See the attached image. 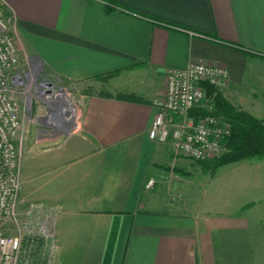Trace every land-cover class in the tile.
Returning a JSON list of instances; mask_svg holds the SVG:
<instances>
[{
	"label": "crops",
	"instance_id": "0c3cea01",
	"mask_svg": "<svg viewBox=\"0 0 264 264\" xmlns=\"http://www.w3.org/2000/svg\"><path fill=\"white\" fill-rule=\"evenodd\" d=\"M119 2L108 12L103 0H0L22 57L95 86L73 144L23 147L20 202L53 235L34 264H264V158L211 173L172 137L149 136L168 70L191 61L224 65L217 92L264 119V0Z\"/></svg>",
	"mask_w": 264,
	"mask_h": 264
},
{
	"label": "built area",
	"instance_id": "2783aa9c",
	"mask_svg": "<svg viewBox=\"0 0 264 264\" xmlns=\"http://www.w3.org/2000/svg\"><path fill=\"white\" fill-rule=\"evenodd\" d=\"M21 60L14 17L0 7V264H31L33 251L40 250L39 241L53 236L51 227L42 224L41 231L31 232L30 243L23 246L24 226L18 212L23 135L17 88L24 84L26 76L30 84L37 86L50 113L62 90L56 89L50 78L38 80L32 68L28 72L16 70ZM34 60L27 58L33 70ZM228 79V69L217 63L191 61L185 67L169 69L166 94L151 123L149 136L161 142L172 137L176 152L195 161L222 155L227 150L232 126L227 117L215 113L214 98L208 95L207 86L218 90L227 85ZM198 107L206 113L192 116L191 110ZM154 184L155 180L150 179L147 187ZM25 218L27 224L29 218ZM15 228L18 231L10 232Z\"/></svg>",
	"mask_w": 264,
	"mask_h": 264
},
{
	"label": "rangeland",
	"instance_id": "374dc122",
	"mask_svg": "<svg viewBox=\"0 0 264 264\" xmlns=\"http://www.w3.org/2000/svg\"><path fill=\"white\" fill-rule=\"evenodd\" d=\"M19 37L20 35L17 32L16 41L18 46ZM33 65L36 66L35 70H33L32 66H29V64L27 63V59H25V57H22V60L17 66L16 70L28 72L32 68L33 74L38 77V80L43 79L44 77H46V79L50 78L54 82L55 88L61 89L62 93H65L70 103L68 105V109L65 105H62L58 102L52 104L51 106L53 109V113H50L48 110V103L41 98L37 86L35 84H30L27 81L26 76H23L24 84L20 85L17 88L22 117L23 147L25 146V143L28 139V143L36 144L43 151H48L50 153H60L65 148L73 144L74 140L77 138L76 134H74V127H72L68 132L66 131L67 125L61 120L62 116L60 113V109L65 108L66 111H68V114H66L65 116L63 115L64 118H72L74 119V121H77L83 108L85 94L94 89L95 86L91 83H85L82 87H80V85L78 86L74 83H66L64 81H61L54 75L47 74L44 65L36 59L33 61ZM14 71L15 69L13 70V72ZM98 90L103 92L108 90V88L102 86L99 87ZM237 108L243 110L239 107ZM228 121L232 126V122L230 121V119H228ZM220 156L209 157L207 159L201 160L200 162H202L203 164H211ZM25 209V204L23 202H20L18 212L22 218L24 226V247H26L31 241V232L39 233L41 231L42 224L44 225V227L49 228V224L51 223V219H46L47 222H42V218H29L27 219V224H24L26 219L24 213ZM16 231H18L17 228L12 229L10 232L15 233ZM37 236L40 237L39 235ZM42 239L43 241L40 240V243L50 242L49 238L47 239L43 237ZM38 251V249L33 251V255L29 259L31 264H34L35 257L39 253ZM22 258H24V254L22 255Z\"/></svg>",
	"mask_w": 264,
	"mask_h": 264
},
{
	"label": "trees",
	"instance_id": "16d2710c",
	"mask_svg": "<svg viewBox=\"0 0 264 264\" xmlns=\"http://www.w3.org/2000/svg\"><path fill=\"white\" fill-rule=\"evenodd\" d=\"M106 4L108 12H112L119 9H125L121 7L119 0H103ZM140 16L145 17L142 14ZM148 18V17H146ZM151 20H156L150 18ZM166 24V23H164ZM117 72H108L95 75L96 79H102L108 81ZM207 92L209 96H213L215 102V113L224 115L232 122L231 133L227 138L228 150L220 157L214 160L211 164H203V166L210 169L211 173L223 165L230 162H235L243 159L264 158V120L250 114L245 110H240L225 98H223L212 86H207ZM129 98H138L136 94L131 93ZM203 108H194L190 114L192 116H198L205 114Z\"/></svg>",
	"mask_w": 264,
	"mask_h": 264
},
{
	"label": "bare ground",
	"instance_id": "6f19581e",
	"mask_svg": "<svg viewBox=\"0 0 264 264\" xmlns=\"http://www.w3.org/2000/svg\"><path fill=\"white\" fill-rule=\"evenodd\" d=\"M58 103H60V104H62V105H65L66 106V108L68 109V105H69V99L66 97V95H65V93H61L59 96H58V101H57ZM60 113H61V116H62V121L64 122V123H66V121H67V123L68 122H72V118L71 119H68V118H64L63 117V115L65 116L66 114H68V111H66V109L65 108H61L60 109Z\"/></svg>",
	"mask_w": 264,
	"mask_h": 264
},
{
	"label": "water",
	"instance_id": "95a60500",
	"mask_svg": "<svg viewBox=\"0 0 264 264\" xmlns=\"http://www.w3.org/2000/svg\"><path fill=\"white\" fill-rule=\"evenodd\" d=\"M77 124V121H74V119H72V122H68L66 123L67 127H66V131L68 132L72 127H74Z\"/></svg>",
	"mask_w": 264,
	"mask_h": 264
}]
</instances>
